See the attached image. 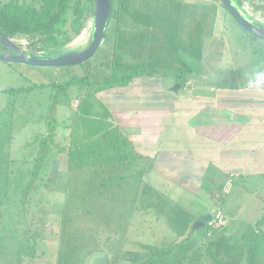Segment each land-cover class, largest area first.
Returning <instances> with one entry per match:
<instances>
[{"label":"rangeland","instance_id":"obj_1","mask_svg":"<svg viewBox=\"0 0 264 264\" xmlns=\"http://www.w3.org/2000/svg\"><path fill=\"white\" fill-rule=\"evenodd\" d=\"M7 1L9 0H0V4ZM156 5L159 8L156 16L141 15L138 18L140 23L137 22V15L134 17L125 13L121 17L120 24L125 34L143 36L131 41L134 43L131 50L137 49L138 52L134 54L139 53L136 58L129 54L128 46L124 48L119 42L118 61L127 59L135 64L134 66H155L161 69V72L168 73L153 76L151 79L153 85L147 83V85L142 84L143 86L132 85L136 82H146L143 79L146 77L142 79L138 77L125 85H117L114 91L107 92H112L114 95L115 92L119 95L126 93L124 95L126 97H123V105L138 110L144 109L134 113L133 121L136 120L137 123L144 124L143 115L148 114V109L158 107L162 117L156 120L160 126L165 127L166 135H169L173 127L188 131L190 124L187 123V117L191 112L196 111V107L204 110L217 105L216 113L220 117H230L227 115L230 112V106H223L227 103L225 101L232 102L231 109L235 113L237 111L240 113L238 119L240 125L246 123L251 115L253 126L260 125L250 129L244 135H239V138L243 140H251L246 145L250 148L255 145L253 148L259 153L261 149H264L262 127L264 126V96L263 99H258L255 95L256 91L247 88L246 81L253 70L264 66V41L246 32L219 0H157ZM171 5L174 6L170 7ZM243 7L250 15L264 23V0H244ZM142 8L140 7L139 11ZM170 11L174 14L172 19H170ZM134 20L136 24L133 23ZM92 21L89 20L82 32L73 36L65 45L66 51H79L89 44ZM153 21L156 24L153 25ZM114 23L115 20L111 18L109 27ZM110 33L113 35V31ZM207 33L222 36L224 39L223 53L219 60H203L196 57L201 37ZM14 40L29 51L32 50L28 47L27 39L14 38ZM100 48L91 60L92 69L98 67L100 60L113 59V41L106 40ZM4 50L5 48L0 45V52ZM51 50H53L51 46H45L44 51L35 50V52L44 54ZM173 50L175 54L170 56V51L172 53ZM178 51L180 58L176 56ZM87 69H90L87 63L66 67H46L26 66L0 60V264H95L96 258L103 256L105 252L108 253V261L112 264H141L151 252L181 242L189 236L190 231L191 235L174 253L158 263L149 264H245L246 254L241 246L225 258L224 256L229 247L234 244L235 239L254 225L264 213V161L254 158L244 162L240 159L225 167L213 163L209 165V171L202 170V168L194 167L196 162L190 158L195 137L192 136L191 139L189 135L178 136L184 142L182 144L184 157L176 162L175 168L176 178L188 179L192 181L193 186L200 189L193 191L197 193V198L193 205H188L189 210L182 208L187 213H191L186 230L179 228L175 231L170 228V214L174 209L170 206V202L176 205L174 200L170 201V195L171 198L177 199V194L170 192L168 136H165L164 141L159 140V147L156 145L160 148L157 158H153L154 155L146 157V161L153 164L154 168L144 175L138 191L130 193L119 191L116 194V191L108 187L102 192V203L106 200L110 201L105 209L100 207L97 200L100 195L98 191L100 180L97 179L99 177L92 176L87 170L83 172L84 174L69 177L67 155L60 152L51 153L46 162L48 168L43 180L44 183L49 179V185L42 184L33 197L31 210L26 215L20 214V194L17 191L25 182L26 171L33 166L37 146L31 144L27 147L26 144L33 141L36 133L46 135L48 132L45 118L51 104V95L56 92V88L50 83L65 82L73 76L84 74ZM183 70L192 71L188 75L189 82L184 89L179 86V91L175 92L171 88L179 84L176 81V74ZM156 86H159V95L156 94ZM17 87H32V90L14 94L11 89ZM79 91V86H71L58 102L55 113L57 120L55 141L61 145L68 146L77 139L89 143L97 137L95 140L98 141L100 132L95 133L92 125H100L99 120L103 117H106V120L102 122L103 128L100 129L102 132L108 128L119 127L125 121L120 114L117 118L114 117L105 100L106 92L91 97V105L87 106L88 111L84 112L82 109L78 111V103L81 99ZM141 91L150 94L139 95ZM162 91L165 92V96L162 95ZM131 92L135 96H129ZM236 97L239 101L238 105H235ZM220 101H224L225 105L218 104ZM167 109H173V112L181 111L180 113L184 114L177 118L173 112H170V116L166 112V116L163 117V111ZM245 111H249L250 114H244ZM218 119L221 120V118ZM94 120L95 123L92 124ZM82 123L85 127L87 123L91 125L90 129L86 131ZM112 138L114 139V136ZM93 141L88 145V151L95 147ZM237 145L238 142H235L234 146L237 147ZM215 146L216 142L211 144V147L215 148ZM201 149L203 150L204 147ZM140 164L142 161L138 159V165ZM104 165L107 164H102ZM229 170L238 173L233 179L236 186L230 190L222 185L225 189L223 191H226L222 194L221 189H216L217 185L220 186V182L212 183L209 180L210 174L221 176L225 172L227 174ZM206 172H208V179H204V182L200 174ZM69 178H71L70 181ZM196 178H199V184H195ZM137 192L135 210L131 213L128 223L113 220L110 225L107 220L105 222L95 220L97 213L103 215L113 212V209L116 211L113 214L117 211L123 212L121 206L117 208L112 206L119 203L117 200H122L130 194L135 197ZM70 195L73 198H84V200L90 196L93 198L80 200L78 205L73 206L71 213L76 221L71 224L72 227H69L71 230L78 227L79 235L72 240L64 236L65 233L60 225V216ZM221 195L225 197V202L219 200ZM174 207L178 210L176 206ZM219 207L224 209L228 225L213 231L214 239L218 242L215 240L211 243L209 241L211 237H207V232L212 230L210 225L192 231L195 224L193 214L201 217L205 210L214 213ZM84 208L94 213L93 218H89L87 213L80 212H83ZM125 211L131 212L127 209ZM29 225H31V231L38 234L37 237L26 236L25 231L30 227ZM36 227L40 229L35 230ZM116 228H119V231H116ZM122 228L126 231L124 232ZM198 244L200 248H207L205 250L198 248L197 254L200 256L195 259L192 255ZM60 253L62 258L58 263Z\"/></svg>","mask_w":264,"mask_h":264},{"label":"trees","instance_id":"obj_2","mask_svg":"<svg viewBox=\"0 0 264 264\" xmlns=\"http://www.w3.org/2000/svg\"><path fill=\"white\" fill-rule=\"evenodd\" d=\"M156 1L112 0L110 19L113 18L115 23L110 25V27L108 25L104 42L106 40L114 42L113 59H110L109 61L100 60L97 64L98 67L92 69L91 67L93 63L91 58L85 62L90 66V69H87L84 74L73 76L65 82L50 83L52 87L56 88V92L51 95V104L45 118L48 132L46 135H43L40 132L36 133L33 141L26 144L27 147H30L31 144L37 146L36 155L33 158V166L28 168L26 171L25 182L17 191L20 194V214L26 215L27 212L31 210L33 197L36 195L41 185H49V179H47V182L44 183L43 180L48 168L46 162L49 160L50 154L54 152L65 153L67 155V171L69 177L71 175H79L85 172V170L90 172L92 176L96 175L99 177L97 179L100 180V187L98 190L100 195L97 197V200L100 203V207L104 209L110 201L106 200V202L102 203L101 195L108 187L111 190L116 191V194H118L119 191L130 193L139 190L138 186L143 182L144 175L152 169L153 164L148 163L143 154L134 151L131 141L120 131L118 127L108 128L103 132L100 131V129L103 128L102 122L106 120V117H101L102 120H99V122H101L100 125H92L93 130L95 129V133L100 132V137L98 138V141L95 140L97 137L94 141H90L91 143L93 141L95 147L91 151H88V145L90 142L86 143L81 139H77L76 141L73 140L68 146L61 145L59 142L55 141L57 130L55 113L61 96L65 95L71 86L80 87L79 94L81 99L78 103V111L79 109H82L85 112V110H89V107L87 106L91 105V97L95 94L102 93L105 90L116 87L117 85H125V83L129 82L136 76H158L168 73L161 72V69L159 70V68L155 66H134L135 64L127 59L121 62L118 61V58L120 57V52L117 50L119 42L124 48L128 46L129 54L131 53V55L136 58L139 53L134 54V52H138L137 49H135V51L131 50L134 46V43L131 41L135 38L140 39L143 36L141 34V36H131V34H125L126 32L123 31L120 24L121 17L125 13L131 14L134 17L137 15V22L140 23L141 21L139 22L138 18L141 15L145 14L156 16V11L159 12ZM237 2L243 7V0H237ZM172 6L174 5H171L170 7ZM140 7H143V11L142 9L139 11ZM94 8V0H9L0 4V34L11 39H27L28 47L32 49L31 51L34 53H37L35 50L44 51L45 46H51L53 50L45 52L44 54L64 52L66 51L65 45L73 38V36L80 34L88 25L89 20H93ZM170 13V19H172L171 17L174 14L172 11H170ZM151 20L152 19L150 17L149 21ZM133 23L136 24V21L134 20ZM152 24L154 25L156 23L153 21ZM110 31H113V35ZM223 43L224 39L222 36L209 33L204 34L198 45V53L196 57L203 60L221 59L223 53ZM145 48L147 50V47ZM173 54H175L174 50L172 53L170 51V56ZM179 55L178 51L176 56L179 57ZM191 72V70H183L176 74V81L180 84L181 88H183L185 83L188 82V75ZM31 90L32 87H17L11 89L14 94ZM255 95L258 99H263L264 96L263 93H257ZM95 120L97 121V119ZM95 120L92 124L95 123ZM82 124L83 127H85L84 123ZM90 127L91 125L89 126L87 123V126L85 127L86 131H88ZM96 135L98 136L99 134ZM112 136H114V139ZM138 159H141L142 164L138 165ZM102 164L107 165L102 166ZM70 180L71 178H69V181ZM95 192L96 189L94 190V193ZM135 195L136 196L134 197L130 194L127 197H124L125 200L124 198H122V200H117L119 203L117 202L114 206H112L115 208L121 206L123 208V212L120 213L117 211L118 214H113L116 212L113 209V212H107V214L101 215L97 213V215H95V220L104 222L107 220L110 225L113 220L128 223L131 218V213L135 210L134 207L136 199L138 198V192ZM91 199L93 198L90 196L85 200ZM80 200L85 201L84 198L79 199L73 198L72 195L68 196V203L65 204L62 215L60 216V225L63 233L66 234H64V236L71 240L76 239L79 235L78 227H76L75 230H71L70 227H72L71 224H74L76 221L75 217L72 216L71 213L73 212V206L78 205V201ZM125 208L127 211L131 210V212L126 213ZM80 212L83 214L87 213L86 215H88L89 218H93L94 213L90 209L86 210V208H84V211ZM194 219V222L196 223L200 220V217L194 216ZM31 225H29L30 227L25 231V234L28 237H37L38 234L31 231ZM207 225L210 224H205L203 227ZM38 229L40 228L36 227L35 230ZM118 229L119 228H116V231ZM198 229H192V231H196ZM125 231L126 230L124 229V232ZM191 233L192 232L190 231L189 236ZM185 239L181 240L179 243L171 245L168 248H160L151 252L141 264H149L151 262L158 263L174 253L178 247L184 243ZM240 246L244 248L246 254L245 264H264V213L254 225L250 226L239 238L235 239L234 244L225 252L224 258ZM70 247L71 246H69V248ZM60 254L58 263L62 258V253ZM104 255L108 257L107 252H105ZM188 255L191 256V254ZM108 264L112 263L108 261Z\"/></svg>","mask_w":264,"mask_h":264},{"label":"crops","instance_id":"obj_3","mask_svg":"<svg viewBox=\"0 0 264 264\" xmlns=\"http://www.w3.org/2000/svg\"><path fill=\"white\" fill-rule=\"evenodd\" d=\"M138 77H141L139 79L146 77V78H143L145 79L146 82L144 81L139 82V83L136 82V83H133L132 85H139V84H140L139 86H143L147 84L153 85V82H152L153 80H151L153 79V76L142 75V76H136L133 79H138ZM186 83L183 89L186 87ZM173 88L174 87H172L171 90H173ZM116 89L117 87L105 90L104 91L106 92L105 100H107L114 117L117 118V115L120 114L122 115L120 117L125 119L124 123L122 125H119L118 128L125 136L129 138L134 148V151H136L137 153L143 154L145 158L150 157V155L151 156L154 155L153 158H157V156H159L160 148H157L156 145L158 146L159 140L164 141L165 136H168V142L170 143V150H169L170 155L168 156L170 158L169 160L170 161V192H176L177 194L176 195L177 199H175L174 197L171 198V195H170V201L174 200L175 201L174 203L176 204V205H172V203L170 202V206L174 208L170 214V228H172L175 231L178 230L179 228H182L183 230L187 229L188 227L187 222L189 220V216L191 215V213L190 212L187 213V211L182 210V208L188 209V205H193L195 198H197V193L193 191L200 190L197 186L195 185L193 186L192 181H189L188 179L176 178V175H175L177 171L175 170V168L177 167L176 162H179V160H181L184 157L183 149H182V144H184V142L182 141L181 138L178 137L179 135L180 136L182 134L189 135L191 136V139H192V136L195 137L193 140L194 144L191 146L193 150L191 149L190 151V155L192 153V156H190V158L194 159L196 162L194 164V167L202 168V170L206 169V171H209L210 169H208V167H210L209 165L213 163H215L216 165L220 167H225L227 164L229 165L233 164L234 161H240V159L244 162H247L254 158H258L257 160L259 161H264V158H261V157H264V149H261V151L258 153V150H255V148H253L255 145H253L251 148L249 145H246L247 143H250L251 140H243V138L241 137L239 138V135L241 134L244 135L246 134V132H249L250 129L254 127H258L260 125L255 126L254 124L253 126L252 124L253 118H251L252 115L250 116V119H248L246 123H243L240 125L238 121L240 113H238V111L235 113L231 109L233 105L232 102L225 101L227 102L226 105L224 101H220V103H218L222 106L225 105L223 107L230 106L229 108L230 112H228L227 114L230 117L228 116L220 117V115L216 113L217 105L213 108H206V109L204 108V110L196 107L195 108L196 111L191 112L190 115L187 117L188 118L187 123L190 124V127H191V128L190 127L188 128V131L186 129L181 130L182 128L173 127V130L169 133V135L168 134L166 135L164 133L165 127L160 126L159 122L157 123V120H156L157 118H159L160 120L161 119L160 117H162V114L160 115V110L158 109V107H156V109H148V114L143 115V118L145 120L144 124L137 123L136 120L133 121V118L135 115L134 113H136L137 111H143L144 109L138 110V109H134V107H127L126 105H123L122 103L124 100L123 97H126L124 96L126 93H124V95H119L118 92H115V95H114L112 94V92H107V91H112V90L114 91ZM149 94H150L149 92L141 91L139 95L147 96ZM156 94L159 95V86L158 87L156 86ZM162 95L165 96V92L163 93L162 91ZM129 96H135V95H133V93L131 92L129 93ZM238 103L239 101H238V98L236 97L235 105H238ZM218 108H221V107H218ZM166 112H168V115L170 116V112H173V109L172 110L167 109L163 111V115H164L163 117L166 116ZM180 112L181 111L176 112V110H174L173 114L177 118H180L184 114ZM243 113L250 114L249 111H245ZM218 118H221V120L219 121ZM155 125L156 127H154ZM262 127L264 130V126ZM160 137L162 139H160ZM214 142H216L215 148L211 147V144ZM235 142H238L237 147L234 146ZM240 142H242V144L244 145L242 144L240 145ZM201 147H204V149L202 150ZM152 152L154 153L151 154ZM152 168H154V165ZM210 175L211 177L209 178V180L212 183L217 184L216 183L217 181L220 182L219 183L220 186L217 185L216 189L218 190L221 189L222 190L221 192H223L222 194H225L226 192V191H223L224 188H222V185H224L225 188H230V190L236 186L234 185L235 181H233V179L236 178L238 173L234 172L233 170H229L227 171V174L225 172V174H222L221 176L220 175L218 176V174L214 175V173L213 174L211 173ZM243 175L245 176V174ZM200 178L202 179V181L205 182L204 179H208V172L200 174ZM190 179H195V178H190ZM199 182H200L199 178L198 179L196 178L195 184L196 183L199 184ZM219 200H222V202H225V197L223 198V195H221V199ZM174 206H176L178 210H176ZM146 209L148 210V208ZM217 210H222L223 214L225 215L223 208L219 207ZM208 212H211V211L205 210V212H203L202 215ZM193 215L197 216L195 214ZM227 225H228V220H227L226 227ZM215 240L216 239H214V234H213V236L210 238L209 241H211V243L212 242L214 243ZM216 241L218 242V240ZM199 244L195 247L196 248L195 253L193 252V255H192L193 257H195V259L199 258L200 256L197 254L198 252L197 249L200 248ZM206 248L207 247H201L200 249L205 250Z\"/></svg>","mask_w":264,"mask_h":264},{"label":"water","instance_id":"obj_4","mask_svg":"<svg viewBox=\"0 0 264 264\" xmlns=\"http://www.w3.org/2000/svg\"><path fill=\"white\" fill-rule=\"evenodd\" d=\"M235 21L249 34L264 41V23L254 18L239 5L237 0H220ZM94 17L89 44L79 51H64L56 54H38L29 51L14 39L0 34V44L6 48L0 52V60L26 66L66 67L83 64L94 57L104 42L110 22L112 0H94ZM179 84L173 90L178 92ZM213 216L208 212L200 217L193 229L203 227L212 221ZM95 264H108L107 256H99Z\"/></svg>","mask_w":264,"mask_h":264},{"label":"clouds","instance_id":"obj_5","mask_svg":"<svg viewBox=\"0 0 264 264\" xmlns=\"http://www.w3.org/2000/svg\"><path fill=\"white\" fill-rule=\"evenodd\" d=\"M246 86L257 93H264V66L257 67L249 74Z\"/></svg>","mask_w":264,"mask_h":264},{"label":"built area","instance_id":"obj_6","mask_svg":"<svg viewBox=\"0 0 264 264\" xmlns=\"http://www.w3.org/2000/svg\"><path fill=\"white\" fill-rule=\"evenodd\" d=\"M243 2H244V0H243ZM246 12H248V11L246 10ZM212 216H213V219L209 223L211 225L212 230L207 232V237H209V238L213 236V231L220 229V228L226 226V224H227V220H226L225 215L223 214L222 210L215 211L214 213H212Z\"/></svg>","mask_w":264,"mask_h":264},{"label":"flooded vegetation","instance_id":"obj_7","mask_svg":"<svg viewBox=\"0 0 264 264\" xmlns=\"http://www.w3.org/2000/svg\"><path fill=\"white\" fill-rule=\"evenodd\" d=\"M1 46H2V45H1ZM2 47H4V46H2ZM4 48H5V47H4ZM5 50H6V48H5ZM5 50H4V51H5Z\"/></svg>","mask_w":264,"mask_h":264}]
</instances>
